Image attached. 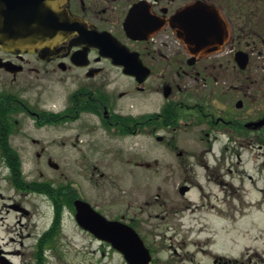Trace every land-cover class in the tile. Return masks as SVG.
I'll return each mask as SVG.
<instances>
[{
    "label": "flooded vegetation",
    "instance_id": "af4514ba",
    "mask_svg": "<svg viewBox=\"0 0 264 264\" xmlns=\"http://www.w3.org/2000/svg\"><path fill=\"white\" fill-rule=\"evenodd\" d=\"M20 1L31 14L42 0ZM62 8L82 25L57 44L0 46V264H52V226L65 211L112 246L79 225L77 199L133 227L148 264H264V239L250 252L238 239L167 235L193 222L215 234L223 220L230 234L228 210H264V0H65ZM190 130L194 150L183 146ZM140 135L164 155L153 159L151 146L141 153L147 187L120 185L116 204L130 198L119 213L108 215L79 187L56 189L52 169L72 158L139 163L126 140ZM239 169L243 187L233 191Z\"/></svg>",
    "mask_w": 264,
    "mask_h": 264
},
{
    "label": "rangeland",
    "instance_id": "374dc122",
    "mask_svg": "<svg viewBox=\"0 0 264 264\" xmlns=\"http://www.w3.org/2000/svg\"><path fill=\"white\" fill-rule=\"evenodd\" d=\"M256 86L258 85L255 84V87ZM183 137L185 140H190L189 142L183 143L184 148L187 150H194L193 140L196 138L194 132L191 130L185 132ZM126 142L131 145V149H135L138 152L137 161L139 163H135L131 159L127 165L124 161L118 162L111 156L101 154L97 155V159L93 162L83 164L76 162L75 159L72 158V162H61L60 170L56 171L52 169V178L62 183L60 185H65V182H68L73 186L79 187L81 192L85 194L89 201L94 204L102 205L106 213L113 216L127 207L126 204L130 198V193H128L125 197L126 201L120 205L116 204L113 194L119 192L116 189H119L118 187L120 185L125 189H130L133 186L147 187V184L145 183L147 180L145 179L144 173L148 170L144 168V160L141 159V156L145 157L148 156V154H142H145L149 146H151L153 159L160 158L164 155L163 146L157 143L155 138H153L152 143H150L149 138L146 135H140L133 140L127 139ZM125 146L129 145L125 144ZM65 150L67 151L69 149L61 146L52 147V151L57 154L65 152ZM71 152L74 153L76 150H71ZM248 165L250 173L257 176L255 164L250 162ZM156 171H162L161 163L157 166L155 164L153 165L152 186L150 184L149 186L154 189L161 186V179L156 176ZM103 172L104 174H101ZM132 173H135V175ZM239 173L240 169L233 172V191L242 189L243 187ZM249 188L250 191L248 192L250 199L257 200L258 193H256V190L252 189L250 185ZM246 213H248V215H246ZM226 214L227 221L229 220L228 217H231L230 234L226 233L228 226L223 220L222 226H215L214 232L216 235L211 233L213 231H200V229L196 228L197 224H194V222L193 224L179 227L177 232L174 229L168 231L167 235H172L171 233H173V235L178 234L177 237L179 239H181V237L192 238L194 236L206 239L207 235H212L213 237H216V239H238V242L240 243L239 246L244 245L243 242H246L249 246L250 252H252L253 245L258 244L255 239H264V210L245 211V215H243L241 210L235 209L234 207V209L228 210ZM64 217L65 219L62 224L63 230H61L60 233H57V243L55 248L52 250V264H127L125 258L112 248V246L106 245L105 248H103L101 243L95 241V238L92 235L86 234L79 229L66 211ZM186 220L190 222V217ZM217 223L219 224L220 222L217 221ZM170 242L171 241H168V243ZM193 248L196 247H187L185 248L186 250H184L185 252L181 249V253L184 254L187 253V251H189V253H193ZM235 250L233 248L234 252H239L238 247H236ZM167 255L168 253H166V256ZM196 261L198 262L199 259L197 258ZM196 261L194 260L193 262H190L186 260L180 262V264H196Z\"/></svg>",
    "mask_w": 264,
    "mask_h": 264
},
{
    "label": "water",
    "instance_id": "95a60500",
    "mask_svg": "<svg viewBox=\"0 0 264 264\" xmlns=\"http://www.w3.org/2000/svg\"><path fill=\"white\" fill-rule=\"evenodd\" d=\"M64 2L42 0L28 14L20 8V0H0V46L13 49L50 48L63 40L70 30L80 29L82 21L62 8ZM75 207L79 225L110 242L123 253L129 264L149 263L150 252L133 227L108 219L85 200L77 199Z\"/></svg>",
    "mask_w": 264,
    "mask_h": 264
},
{
    "label": "trees",
    "instance_id": "16d2710c",
    "mask_svg": "<svg viewBox=\"0 0 264 264\" xmlns=\"http://www.w3.org/2000/svg\"><path fill=\"white\" fill-rule=\"evenodd\" d=\"M61 187H62V188H63V187H72V188L74 189L76 186H73L72 184H67V185L65 184V185H61L60 187H57L56 189L61 188ZM52 188H53V187H52ZM53 189H54V188H53ZM74 190H75V189H74ZM74 194H76V192L73 193V195H74ZM73 195H72V197H73ZM71 203H72V202H70L69 205L72 207V204H71ZM52 228H53L52 230L55 229L57 233H60V231H61V223H60L59 221H58V222H55V223L53 224ZM55 230H54V231H55ZM55 245H56V244H55ZM55 245H54V243H52V247H53V248H55Z\"/></svg>",
    "mask_w": 264,
    "mask_h": 264
}]
</instances>
